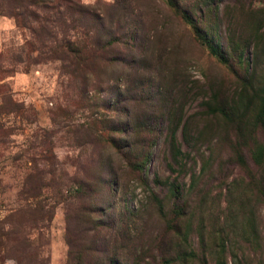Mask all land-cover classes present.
<instances>
[{
    "label": "rangeland",
    "instance_id": "rangeland-1",
    "mask_svg": "<svg viewBox=\"0 0 264 264\" xmlns=\"http://www.w3.org/2000/svg\"><path fill=\"white\" fill-rule=\"evenodd\" d=\"M81 1L104 27L76 75L16 61L0 13V264H264V0Z\"/></svg>",
    "mask_w": 264,
    "mask_h": 264
},
{
    "label": "trees",
    "instance_id": "trees-1",
    "mask_svg": "<svg viewBox=\"0 0 264 264\" xmlns=\"http://www.w3.org/2000/svg\"><path fill=\"white\" fill-rule=\"evenodd\" d=\"M0 13L13 17L19 30L25 32L21 47V53L24 54V57H22V54H18L16 60L21 63L24 62V59L30 60L33 56L47 55L53 59H59L65 65L64 68L69 71V75H76L81 66L84 65L83 67H87L89 56L94 53L95 47L101 44L98 36L95 37L99 42L94 40L92 26L95 23V25L103 28V23L96 21L102 19L100 16H96L95 9L83 3L81 0H0ZM104 44L105 47L109 46V41ZM207 46L213 55L225 60L223 54L216 46H213L210 42L207 43ZM112 91L119 96V100H115L114 105L122 103L123 101L120 100L122 92L121 85L116 84L113 86ZM76 106L79 107L82 104L76 103ZM19 109V103L14 102L9 95L2 97L0 116L2 113L6 115L18 113ZM260 113V117H263L264 88L263 96L261 97ZM44 132L47 139V132L45 130ZM94 134H96V139L103 140V134L100 129L99 131H95ZM7 139V131L0 119V143L5 145ZM107 141L114 144L110 136ZM46 149H43L44 152H46ZM29 169L30 171L25 177V182L23 180L25 183L23 191L27 197H30L42 207L43 202L47 199L43 187L48 186V184H42L38 181L32 182L29 176L35 169L33 167ZM71 181L75 183L73 180ZM79 191L78 186L72 188V194L75 199L79 198ZM58 197V191L55 192L54 197L49 196L50 199L54 198L50 208L53 207L54 203L59 202L56 201ZM73 208L74 206L72 204H67L66 217L67 228L69 230L73 226L71 223L72 216H70V210ZM98 228H100V224ZM190 253L192 257L195 255L192 250H190ZM187 258L188 254L185 253L180 256L179 260L184 261ZM108 259L109 264H123L121 259L116 255L110 256ZM203 264L206 263L204 262Z\"/></svg>",
    "mask_w": 264,
    "mask_h": 264
}]
</instances>
